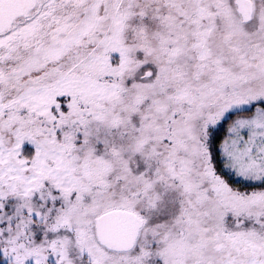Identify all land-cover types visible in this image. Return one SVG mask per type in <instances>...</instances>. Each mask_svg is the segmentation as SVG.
Listing matches in <instances>:
<instances>
[{"label": "snow or ice", "instance_id": "6c2138e0", "mask_svg": "<svg viewBox=\"0 0 264 264\" xmlns=\"http://www.w3.org/2000/svg\"><path fill=\"white\" fill-rule=\"evenodd\" d=\"M0 264H264V0H0Z\"/></svg>", "mask_w": 264, "mask_h": 264}]
</instances>
